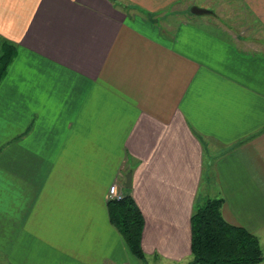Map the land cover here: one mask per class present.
<instances>
[{
  "label": "crops",
  "instance_id": "1",
  "mask_svg": "<svg viewBox=\"0 0 264 264\" xmlns=\"http://www.w3.org/2000/svg\"><path fill=\"white\" fill-rule=\"evenodd\" d=\"M185 1L0 0V41L15 45L0 78V264H143L109 218L113 183L143 215L145 264L191 259L208 198L264 254V52L211 8L172 7ZM242 3L264 27V0Z\"/></svg>",
  "mask_w": 264,
  "mask_h": 264
},
{
  "label": "trees",
  "instance_id": "2",
  "mask_svg": "<svg viewBox=\"0 0 264 264\" xmlns=\"http://www.w3.org/2000/svg\"><path fill=\"white\" fill-rule=\"evenodd\" d=\"M15 45L0 41V78L14 56ZM222 198H208L194 207L191 216V254L185 264H256L264 261L258 237L242 226L227 222L220 211ZM109 218L123 235L129 249L143 264L141 247L144 219L128 192L109 198Z\"/></svg>",
  "mask_w": 264,
  "mask_h": 264
},
{
  "label": "rangeland",
  "instance_id": "3",
  "mask_svg": "<svg viewBox=\"0 0 264 264\" xmlns=\"http://www.w3.org/2000/svg\"><path fill=\"white\" fill-rule=\"evenodd\" d=\"M190 5L211 8L212 12L202 16L214 25L229 26L230 35L237 36L241 45L249 51L264 52V27L251 15L242 0H186L178 2L172 7L178 9L186 6V12L192 19H199L198 15L190 11ZM172 7H169L170 9ZM189 7V8H188ZM182 16L166 17L167 23L180 19Z\"/></svg>",
  "mask_w": 264,
  "mask_h": 264
},
{
  "label": "water",
  "instance_id": "4",
  "mask_svg": "<svg viewBox=\"0 0 264 264\" xmlns=\"http://www.w3.org/2000/svg\"><path fill=\"white\" fill-rule=\"evenodd\" d=\"M190 10H191L192 13H195V14H201V13H204V12L208 11L206 8H202V7H199V6H196V5L192 6ZM124 185L126 187H130L131 186V171H128L125 174Z\"/></svg>",
  "mask_w": 264,
  "mask_h": 264
},
{
  "label": "built area",
  "instance_id": "5",
  "mask_svg": "<svg viewBox=\"0 0 264 264\" xmlns=\"http://www.w3.org/2000/svg\"><path fill=\"white\" fill-rule=\"evenodd\" d=\"M121 191L118 190L117 185L115 183L111 184L108 188V197L109 198H120L122 196Z\"/></svg>",
  "mask_w": 264,
  "mask_h": 264
}]
</instances>
